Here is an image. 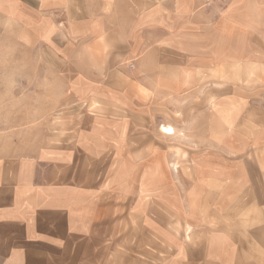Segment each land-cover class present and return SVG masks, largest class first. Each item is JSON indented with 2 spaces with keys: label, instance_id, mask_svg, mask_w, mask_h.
<instances>
[{
  "label": "crops",
  "instance_id": "1",
  "mask_svg": "<svg viewBox=\"0 0 264 264\" xmlns=\"http://www.w3.org/2000/svg\"><path fill=\"white\" fill-rule=\"evenodd\" d=\"M13 55L0 264H264V0H0Z\"/></svg>",
  "mask_w": 264,
  "mask_h": 264
},
{
  "label": "rangeland",
  "instance_id": "2",
  "mask_svg": "<svg viewBox=\"0 0 264 264\" xmlns=\"http://www.w3.org/2000/svg\"><path fill=\"white\" fill-rule=\"evenodd\" d=\"M13 45V44H12ZM16 48L18 49V45L14 44ZM15 46H13V49H16ZM18 55L9 56V61L6 62V65L4 62L0 64V98H5L8 96H19L20 94V71L15 68L17 67L15 63H18ZM45 89V96L46 98H50V96L47 93L48 88L44 87ZM33 91V88L28 89V94H31ZM30 96V95H28Z\"/></svg>",
  "mask_w": 264,
  "mask_h": 264
},
{
  "label": "bare ground",
  "instance_id": "3",
  "mask_svg": "<svg viewBox=\"0 0 264 264\" xmlns=\"http://www.w3.org/2000/svg\"><path fill=\"white\" fill-rule=\"evenodd\" d=\"M170 129V128H169ZM169 129L167 131H169ZM173 129V128H172Z\"/></svg>",
  "mask_w": 264,
  "mask_h": 264
}]
</instances>
